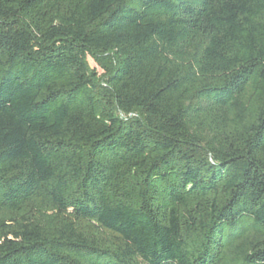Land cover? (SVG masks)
<instances>
[{"label":"trees","instance_id":"1","mask_svg":"<svg viewBox=\"0 0 264 264\" xmlns=\"http://www.w3.org/2000/svg\"><path fill=\"white\" fill-rule=\"evenodd\" d=\"M0 264H264V0H0Z\"/></svg>","mask_w":264,"mask_h":264},{"label":"rangeland","instance_id":"2","mask_svg":"<svg viewBox=\"0 0 264 264\" xmlns=\"http://www.w3.org/2000/svg\"><path fill=\"white\" fill-rule=\"evenodd\" d=\"M88 62L90 64L91 67L96 68L99 72H101L102 70L99 68V66L93 61V59L91 57H88Z\"/></svg>","mask_w":264,"mask_h":264}]
</instances>
